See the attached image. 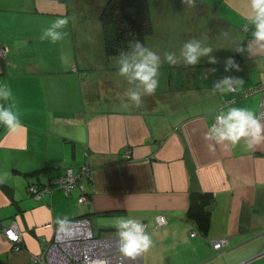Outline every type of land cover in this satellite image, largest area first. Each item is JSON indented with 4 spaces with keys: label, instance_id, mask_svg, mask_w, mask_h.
I'll use <instances>...</instances> for the list:
<instances>
[{
    "label": "crops",
    "instance_id": "0c3cea01",
    "mask_svg": "<svg viewBox=\"0 0 264 264\" xmlns=\"http://www.w3.org/2000/svg\"><path fill=\"white\" fill-rule=\"evenodd\" d=\"M79 1L85 0H0V46L6 48L0 57V86L12 89L13 110L21 121L15 130L0 124V222L13 219L20 230L15 247L0 232V264H42L33 255L46 243L77 236L92 225L115 231L117 217L146 226L153 243L139 264H202L206 258V264H264V140L249 148L244 138L236 147L204 138L221 109L258 112L256 95L238 94L264 77V42L254 41V28L246 23L250 0H192L214 17L218 30L167 32L183 44L195 38L201 47L212 49L199 57L204 66L189 71L186 83L181 42L168 43L161 33L147 36L144 46L161 57L160 88L154 95H142L139 108L126 106L130 101L124 93L136 84L119 75L121 54L103 52L97 64L77 42L74 11L68 13V7ZM64 15L68 27L57 31L66 33L71 45L40 48L39 59L27 57L24 45L31 37L25 32L42 35ZM239 25H247L245 34ZM239 48L242 56L233 57ZM166 52L175 53L177 64L164 61ZM208 55L217 60L221 75L229 58L238 65L239 70H227L231 77L245 78L236 91L213 93L218 69L209 67L215 64ZM50 72L58 77L48 76ZM221 95L230 101L221 103ZM209 143H215L214 150ZM79 165L88 169L83 202L76 201L75 187L68 193L53 187L38 197L28 190L29 184H42ZM190 189L213 194L204 235L185 216ZM112 210L116 212H103ZM157 214L163 215V223H156ZM241 232L244 237L233 238ZM222 235L228 241L211 257L210 242ZM233 246L234 258L218 255ZM259 247L262 252L256 257Z\"/></svg>",
    "mask_w": 264,
    "mask_h": 264
},
{
    "label": "clouds",
    "instance_id": "9594fccd",
    "mask_svg": "<svg viewBox=\"0 0 264 264\" xmlns=\"http://www.w3.org/2000/svg\"><path fill=\"white\" fill-rule=\"evenodd\" d=\"M192 3V0H188ZM250 14L246 20L254 28L252 36L256 42H264V0H250ZM69 23L68 18L61 17L52 22L51 27L43 30L41 39H50L52 43L64 38L66 33L57 31L63 29ZM247 27V25H245ZM210 47H201V44L195 38L185 42L182 45L181 55L186 64L194 65L198 62L199 57L210 53ZM164 61L169 66L177 64L174 52H166ZM119 64V75L125 77L130 84H136V88H129L125 91L124 96L130 101V105L141 107L143 105L142 95H154L159 85V72L161 66V57L153 50L136 41L132 51L122 53ZM210 63H216L214 57L209 58ZM229 67H235L239 70L238 65L229 58L226 61L225 70ZM213 71H215L213 69ZM243 84V79L225 77L214 87L213 93L219 90L221 93L226 91H236ZM226 85L227 87H222ZM0 101L9 102L8 104L0 103V124L5 125L10 130H15L21 125L20 114L13 109L16 104L13 102V92L9 86H0ZM207 141L215 143H224L227 141L232 147H236L242 138L245 139L247 147L251 148L253 144H258L264 140V123L258 118L257 113L245 107H230L227 111L220 110L215 116V123L211 125L208 132L204 134ZM215 143H209V150H214ZM0 180V183H3ZM63 223V221H59ZM114 227L118 235L119 250L127 257L134 258L136 255L147 251L152 246V239L146 232V226L131 218H117Z\"/></svg>",
    "mask_w": 264,
    "mask_h": 264
},
{
    "label": "rangeland",
    "instance_id": "374dc122",
    "mask_svg": "<svg viewBox=\"0 0 264 264\" xmlns=\"http://www.w3.org/2000/svg\"><path fill=\"white\" fill-rule=\"evenodd\" d=\"M103 2H104L103 0H85V1L77 2L78 3L77 5L68 7V13H69V10H71L72 12L74 11L73 19L75 20L74 24L77 26V39H76L77 42H79L81 44V47L88 49L90 54H92V56L94 58H96L97 64H99V62H101V58L103 59V56H104L103 48H102V42H101V36H100V27H99V22H98V18H97V12H98V10H99V8ZM147 2H148L149 12H150L151 28L152 29H151V33L147 34L145 36V39H147L146 38L147 36L152 37L153 36L152 33L155 32V34L161 33L160 35H163L162 38L164 40H168V43H171L172 40L177 41V38L172 37V32L169 34V33H167L168 31H178L179 30L182 32H186L187 30L190 29L189 32L192 33V31L193 32L198 31L197 29H204L205 31H208L209 33H211V32H215V30L216 31L218 30V28H217L218 25H217L214 17L211 14H206L205 12L199 10L196 7L195 2H194V4H193V2L191 4L188 3V0H147ZM65 16L66 15H64V17ZM246 23H248V21H246ZM67 27H68V24L65 26V29H67ZM239 29L243 32V34H245V32H247V27H245V26L243 27V25L242 26L239 25ZM25 33L27 34V36L31 37V38H29V40H27V44L24 45V52H25L27 57L30 56L32 58L36 57L37 59H39L38 52H39L40 48L67 47V46L71 45L70 43H67V41L65 40V37L63 39L57 41L56 43H52L50 39H47V38L41 39V36H42L41 34L33 36L34 33H31L28 30ZM167 35L169 36V38L166 37ZM145 39H144V42H145ZM201 39H203V38H201ZM177 42H181V45H183L181 39H179ZM183 42H185V41H183ZM149 45H150V43H149ZM212 55H208V57L214 56V57L221 59L223 56V55H219V54H216L213 56ZM203 59L206 61V58H203ZM106 61L107 60H105V62H102V63L107 64ZM202 61L203 60L201 58H199L198 62L196 64H194V65L187 64L186 72L183 75L184 83H186L190 79V76L188 75L189 71L191 73H194L196 70H199L200 68H202L204 66ZM216 63H214L215 65H213V64L209 65V67L214 66V67H217V69H218V72L216 73V75L213 76V78L216 77L215 78L216 83H219L227 75L230 77L232 76L230 73H228L225 70V66H226L225 62L223 64V71H224L223 75H221L220 68H219V66H216V65H218ZM170 70H172V69H170ZM103 71L104 70H101L100 72H98V74H101V77H103V75H104ZM48 74H49L48 76H51L52 78L54 77V79H56V77H58L56 73L53 74L52 72H50ZM231 78H234V77H231ZM48 79H51V78H48ZM243 79L245 80V78H243ZM57 81H60V79ZM181 84H182L181 81H179L176 84L178 89L182 88ZM256 86H257V84L248 85L247 88L241 89L238 92V94H240L241 96H245L247 94H245V95L242 94V92L244 90L248 89L249 87H253V88L255 87L256 88ZM222 87H227V86L222 85ZM233 87H236V85L234 84ZM158 88H160V87H158ZM177 92H178V90H177ZM229 92H232V91H229ZM172 93H173V91H172ZM240 95H238V96H240ZM251 95L252 96L256 95V97L259 98L260 97V91L258 89H256L253 93H250L249 97H251ZM185 100H186V98H185ZM3 103L8 104L7 102H4V101H3ZM214 123H215V119L213 118V120L211 121V125ZM211 125H210V127H211ZM123 153H124V155L127 156L129 154V149L127 147H125V149L123 150ZM160 215H162V214H160ZM157 224H161V223H157ZM91 227H92V229H91L92 233L94 235H104L107 233L108 234L113 233V232H107L103 229H100L99 227H97L95 229V227L93 225ZM113 234L116 235L117 233L114 232ZM193 234H194V232H193ZM242 234H243V232H241L238 235H235L233 238L240 239V237H244V235H242ZM225 237L227 239L220 242L219 248L223 244L227 243L228 237L226 235H222V236L217 237L221 240ZM248 238L250 239L251 236ZM213 241H214V239H212L210 242L211 247H212ZM219 248L212 247V249H214V250H211V254H212L211 257L213 256L215 251L219 250ZM146 254L147 253L145 251L143 254L144 258L146 257ZM263 254H261V255H263ZM140 255L142 256V253H140ZM137 256H139V255H136L134 258H129L130 263H128V264H138V257ZM257 256H259V255H257ZM229 257L234 258V253H231L229 255ZM139 261H140V259H139ZM206 262H204L202 264H206ZM241 264H243V262H241Z\"/></svg>",
    "mask_w": 264,
    "mask_h": 264
},
{
    "label": "built area",
    "instance_id": "2783aa9c",
    "mask_svg": "<svg viewBox=\"0 0 264 264\" xmlns=\"http://www.w3.org/2000/svg\"><path fill=\"white\" fill-rule=\"evenodd\" d=\"M6 48L0 46V57H3ZM264 76V75H263ZM230 77V76H226ZM234 85V84H233ZM256 89L260 91L258 103V117L264 121V77L261 83L256 88L249 87L242 92L243 95L252 93ZM221 103H226L228 100H223ZM232 100V99H231ZM215 119V118H214ZM88 169L85 165L79 166L77 169L66 168L59 176L50 177L43 185L29 184L28 190L36 197L41 193L50 191L53 187L60 188L64 193L77 189L76 201L83 202L86 199L84 182L87 179ZM158 217V218H157ZM156 223L165 221L163 215H155ZM0 232L13 242L12 245L17 246L15 241L20 238V230L16 222L12 219L7 224L0 222ZM113 233L116 232L112 231ZM107 233L104 235H94L89 227L84 228L77 236H71L64 239L53 240L43 245L41 252L33 255V258L40 261L42 264H128L129 258L125 256L118 247V235ZM193 234V231L189 233ZM219 238L214 239L212 247L219 248L221 241ZM140 257L141 255L138 254ZM138 257V264L139 259Z\"/></svg>",
    "mask_w": 264,
    "mask_h": 264
},
{
    "label": "trees",
    "instance_id": "16d2710c",
    "mask_svg": "<svg viewBox=\"0 0 264 264\" xmlns=\"http://www.w3.org/2000/svg\"><path fill=\"white\" fill-rule=\"evenodd\" d=\"M97 18L105 56L129 53L136 41L144 45L145 36L150 34L152 29L147 0H104L97 12ZM232 56L240 58L242 56L241 48L235 51ZM212 201L211 191L198 189L188 191L185 216L203 235L208 231L211 213L205 207ZM103 212L110 214L116 211Z\"/></svg>",
    "mask_w": 264,
    "mask_h": 264
},
{
    "label": "water",
    "instance_id": "95a60500",
    "mask_svg": "<svg viewBox=\"0 0 264 264\" xmlns=\"http://www.w3.org/2000/svg\"><path fill=\"white\" fill-rule=\"evenodd\" d=\"M214 201H212L209 205H207L205 208H206V210H211L213 207H214ZM241 244V243H240ZM240 244H238V246H240ZM262 246V245H261ZM236 247L237 246H233V247H231V248H228V249H226V250H224L223 252H221V253H219L218 255H224V254H226V255H230V253H234V250L236 249ZM260 252H262V247H259V249L258 250H256V252H255V255L254 256H257V255H259L260 254ZM216 256V255H215ZM222 259H223V261L225 262V256H222ZM140 260H141V257H140ZM209 259H205L204 261H208Z\"/></svg>",
    "mask_w": 264,
    "mask_h": 264
},
{
    "label": "bare ground",
    "instance_id": "6f19581e",
    "mask_svg": "<svg viewBox=\"0 0 264 264\" xmlns=\"http://www.w3.org/2000/svg\"><path fill=\"white\" fill-rule=\"evenodd\" d=\"M223 100H228V98L225 97Z\"/></svg>",
    "mask_w": 264,
    "mask_h": 264
}]
</instances>
